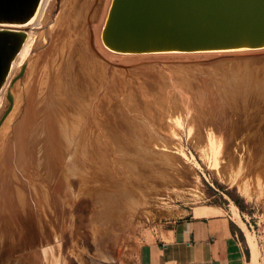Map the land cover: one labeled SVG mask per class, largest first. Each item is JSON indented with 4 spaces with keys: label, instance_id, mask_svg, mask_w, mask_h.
Segmentation results:
<instances>
[{
    "label": "rangeland",
    "instance_id": "obj_1",
    "mask_svg": "<svg viewBox=\"0 0 264 264\" xmlns=\"http://www.w3.org/2000/svg\"><path fill=\"white\" fill-rule=\"evenodd\" d=\"M70 2L54 0L45 20L30 26L35 29V45L12 77L0 105L1 146L9 137L6 129L20 121L22 95L36 80L34 98L43 91L51 94L54 142L61 151L56 167L43 169L38 150L44 141L35 147L31 166H19L13 155L12 174L3 177L0 173V187H13L14 204V209L4 210L1 216L16 233L6 241L10 260L0 259V264H46L43 258L32 262L38 255L34 249L17 251L25 229L14 182L26 194L35 236L57 233L68 264H138L141 249L161 235L169 220L210 210L225 215L220 209L229 211L227 197L239 203L256 234L261 229L264 235V185L256 189L252 183L250 196H244L238 185L231 187L229 178L217 175L201 152L208 141L207 130L214 128L217 139L224 142L220 162L225 170L245 166L253 171L251 176L264 180V51L246 57L226 53L170 58L99 52L110 65L89 46V30L102 24L109 0H91L92 5L96 3L94 12L90 5L89 20L73 29L70 15L79 11L75 8L84 0H75L73 8ZM56 34L57 50L49 54L46 50L55 43ZM50 55L52 67H43ZM247 63L251 69L246 73ZM44 103H35L32 111L43 115ZM173 118L180 124L171 134ZM30 143L31 136L26 145ZM163 144L183 161L170 166L166 156L158 154ZM70 159L73 166L67 180ZM52 171L51 178L48 172ZM67 181L78 194L76 200ZM141 197L151 202L152 213L140 211L131 220L130 199ZM2 241L0 237V247Z\"/></svg>",
    "mask_w": 264,
    "mask_h": 264
},
{
    "label": "water",
    "instance_id": "obj_2",
    "mask_svg": "<svg viewBox=\"0 0 264 264\" xmlns=\"http://www.w3.org/2000/svg\"><path fill=\"white\" fill-rule=\"evenodd\" d=\"M42 2L0 0V92ZM89 33L90 49L104 59ZM100 40L120 55L264 50V0H111Z\"/></svg>",
    "mask_w": 264,
    "mask_h": 264
},
{
    "label": "bare ground",
    "instance_id": "obj_3",
    "mask_svg": "<svg viewBox=\"0 0 264 264\" xmlns=\"http://www.w3.org/2000/svg\"><path fill=\"white\" fill-rule=\"evenodd\" d=\"M100 1H103V0H100ZM53 2H54V0H43L41 8H40L36 18L32 21V23L28 27H30L34 22H35L34 24H40L43 20H45V18L49 15V13L51 11ZM74 2H75V0H71V2H70L71 8L74 7ZM90 2H91V0H84L83 3L77 4L80 6L76 7L75 9H79V11L75 10V11H77V13L75 12L74 16H72V14L70 15L71 20H73L69 23L70 29H73L78 24V22H80V21L89 20L88 16L90 13H88V11L91 9L90 5H92L91 4L92 2L91 3ZM110 3H111V0H109V5H107V10L105 12L102 24L99 27H97L100 24V23H98L97 25H95V27L93 29V36L95 33V40H94L95 46H96L97 50L102 54H105L108 56L112 55L115 57L116 56H125V55H120V54L108 51L101 44L100 34H101L103 23L105 21V17L107 15ZM28 27H27V29H28ZM95 28L96 29L98 28L97 32L94 31ZM34 33H35V29L30 27L27 31V40H26L25 44L23 45L21 53L19 54V56L15 60L13 69H12L10 75L8 76V78H7L5 84H4V86L0 92V105L4 101V98H5L6 93H7V88L9 86V83L12 80V77L15 75V72L18 70L20 65L22 66V64L24 63L26 55L29 53L31 47H33L35 45ZM50 50L52 52H56V50H57V34H56L55 43L50 45V48H48L46 51H49L48 53L50 54V52H51ZM263 51L264 50H259V51H254V52L231 53V56L232 57H242V56L246 57V56L254 55L257 53L260 54ZM185 54H191V55L192 54H195V55L205 54L206 56L217 55L218 57H221L222 55L227 56L224 54L219 55V54H215V53H176V54H152V55H142V56L170 58V57H182ZM44 55H42V56L39 55V58L40 59L43 58ZM51 59H52V56L50 55L48 59L43 61L45 63V65L43 67H52ZM248 63L245 64L246 73L249 72V70L251 69L248 66L249 65ZM56 66H53V67H56ZM59 78H61V77H59ZM63 79H65V78L63 77ZM65 84H67V83H65ZM35 85H36V80L34 81V83L32 85H30L28 93L22 95V99L19 102V110L22 111V113H21L22 115L17 116L18 120L20 119V121H19L18 125L16 123L17 126L14 124L13 126H10L8 129H6L7 133H9V137H7L5 139L3 138L4 139L3 143L0 146L1 147V150H0V165H1L0 166V173L1 174L4 173L3 177L10 176L12 174L10 172V167H9L10 163L9 162L11 161L10 159L12 158L13 155L16 157L15 159L17 160L19 166L21 164H27V167L31 166V164L33 162H35L34 160L36 158V151L37 150L35 147L39 146V144L43 143L44 141H45V144H43L42 146L40 145L41 147L38 150L39 160H41L40 164L43 167V169H47L48 167L55 168L57 165V162L60 158L61 151H60L59 147L55 145L54 133H53V127H52V125H53L52 124L53 123V110L55 109V107L54 108L51 107L50 103L48 101L51 98L50 97L48 99V96H51V94L47 95V92L43 91L44 96L42 95L41 97H38V98L35 97L34 98ZM23 93H24V91H23ZM46 95H47V97H46ZM41 101L45 102L44 103L45 113L43 115H40L41 111H38L37 113L36 112L34 113L32 111L33 105H35V103L38 104ZM47 101H48V103H46ZM52 105L54 106V103ZM44 108H43V110H44ZM168 117H170V116H168ZM168 121H169V119H168ZM168 123L170 124V122H168ZM179 124L180 123L174 119V124H170L171 125L170 133L171 134L176 133L175 131H177V130L175 128V125H178V127H179ZM213 129L212 128H210L209 130L206 129L208 131L207 132L208 134L206 137L208 141H207V143H205L206 145L201 146L202 147L201 152L204 154L203 156H205V158L209 161L210 166L212 167V169L214 171H216L217 175L221 179H224L225 177L229 178V181L231 183V187L238 185L242 194L246 197H249L250 191L252 189V183H254V186L256 189H261L262 186L264 185L263 178H261L259 175L251 176V173L253 171L251 169H248V168L246 170L245 166H241L240 168H236L235 170L234 169L229 170V168H228L229 173H227V175H226L225 172L228 170H225L226 167L224 168L222 163L220 162L221 161L220 156L223 154L224 142H221L222 140L217 139L216 133L214 131L215 129L214 130ZM43 135H45L44 138H43ZM203 135H205V134H203ZM29 136H31V143H30V145H26V140ZM206 138H205V140H206ZM176 149L181 151L180 148H176ZM159 151H160V153H158V154H163L166 156L167 161L169 162V165H170V163L173 165V164H176L177 161H179V162L183 161V159H179V157H176L178 154L171 151V149L167 145L163 144V147H161L159 149ZM181 157L186 159L188 156L184 152H182ZM43 159H44V162H42ZM192 161L196 167L200 168V164L195 159L194 156H192ZM71 166H73V160L70 159L66 165V167L68 168V173H69L66 177L67 180L69 179V176L71 175V173H70L71 168H72ZM16 167H17V165H16ZM24 170L27 171V168H25ZM19 171H20V169H19ZM48 173H51L50 174L51 178L54 176V171L48 172ZM3 185H4L3 188L0 187V237L3 240L2 246L0 247V259H3L5 261H9L11 251H9L8 244H6V241L9 238L11 239V237L12 238L14 237V235H13L14 232H12V230L9 228L8 222L3 220L1 213L7 209L8 210L14 209L13 208L14 204H13L12 199H11L13 187L10 185H6V184H3ZM67 187H68V189L72 190L71 184L68 181H67ZM14 188H15V191L17 192V196L19 199V211L21 210V213L23 214V217L21 220L22 227H23V229H25V234H24L23 238H21V240L23 241V244L19 246V249L17 248L18 249L17 251H19V252L24 251V250L27 251L28 248H30L32 251V249H34L38 255L33 258L32 262L39 263V262H41V260L44 259L46 264H68L66 256H65L66 259L62 257V252H61V247H62L61 240L62 239L60 240L61 237L59 238L57 233L54 232L53 237L50 234L45 233V232H44L43 238H37L35 236V234L33 232V228H34L33 227V218H32L33 216L31 215V211L29 209L26 194H25L24 190L21 187H19V185L15 184V182H14ZM55 189L57 190V186L55 187ZM173 190H175V189H173ZM72 196L74 197V200H76L78 198V194H76L75 192L73 193V190H72ZM227 199H229V198L227 197ZM229 203L230 204L228 206V209H229L228 212L230 214V217H231L232 221L236 225H238V227L243 231V233L246 237L247 243H248V245L252 251V255H253V262L252 263L258 264V260L260 257V250H259V244H258L257 236L247 226L246 221L243 219V216H242L239 208L237 207V205L230 199H229ZM150 206H151V202L145 197H141L138 199L131 198L130 202H129L130 212L128 214V218H130L131 220H133L134 218L136 219L137 216L139 215L140 211H142L143 213H146V214H151L152 211H150ZM220 210H222L224 213H227L223 209H220ZM208 212L209 213H194V217H196V218H207V217H211L212 215H216V213H214L212 210H210ZM15 213H16V211H15ZM121 216H122V214H121ZM126 217L127 216H125V218ZM119 221H121V220H119ZM123 222H124V220H123ZM123 225H125V224H123ZM130 227H131V225H130ZM14 234H16V233H14ZM26 241H27V243L25 244ZM103 258L105 260H108V261H115L114 258H109L107 256H104ZM27 264H31V261H29Z\"/></svg>",
    "mask_w": 264,
    "mask_h": 264
},
{
    "label": "crops",
    "instance_id": "obj_4",
    "mask_svg": "<svg viewBox=\"0 0 264 264\" xmlns=\"http://www.w3.org/2000/svg\"><path fill=\"white\" fill-rule=\"evenodd\" d=\"M246 222L254 230L253 224L247 220ZM258 231L260 235L254 230L260 250L258 264H264V235L261 229ZM252 262L253 255L246 237L227 212L225 215L216 213L207 218H196L193 213H188L179 220H169L161 235L141 249L138 264H253Z\"/></svg>",
    "mask_w": 264,
    "mask_h": 264
},
{
    "label": "trees",
    "instance_id": "obj_5",
    "mask_svg": "<svg viewBox=\"0 0 264 264\" xmlns=\"http://www.w3.org/2000/svg\"><path fill=\"white\" fill-rule=\"evenodd\" d=\"M233 202H234V201H233ZM234 203H235V202H234ZM236 203H237L236 205H238V206H239V203H238V202H236ZM238 206H237V207H238ZM238 208H239V207H238Z\"/></svg>",
    "mask_w": 264,
    "mask_h": 264
}]
</instances>
